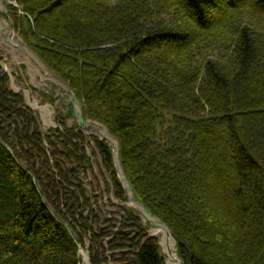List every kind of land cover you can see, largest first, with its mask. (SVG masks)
Here are the masks:
<instances>
[{"label":"trees","instance_id":"trees-1","mask_svg":"<svg viewBox=\"0 0 264 264\" xmlns=\"http://www.w3.org/2000/svg\"><path fill=\"white\" fill-rule=\"evenodd\" d=\"M12 1L23 40L118 139L184 264H264V0ZM57 112L45 130L0 64V264H82L78 243L91 264H167L136 211L103 221L87 146L126 202L113 147Z\"/></svg>","mask_w":264,"mask_h":264},{"label":"rangeland","instance_id":"rangeland-1","mask_svg":"<svg viewBox=\"0 0 264 264\" xmlns=\"http://www.w3.org/2000/svg\"><path fill=\"white\" fill-rule=\"evenodd\" d=\"M12 2L16 3V1ZM7 5L10 4L7 3ZM15 5H17V3ZM9 15H4L3 12H0V20L4 22V24L6 23L8 25H11L12 17ZM12 24V29L0 31V53L3 56V60L0 61V64L10 75V87L15 91H21L23 93L26 104L38 114L41 125L45 130L50 129L51 127H58L59 124L55 121L58 114L57 110L60 109L63 113L67 114L68 105L65 103L63 104L60 98H55V101L53 103L45 99L43 100L41 97V91L52 92L54 94V97L57 93L61 95L63 91H60L57 86H55L48 80L44 82L43 71L39 63L34 61L33 59L29 60L27 58V55L22 54L14 46H11V44L6 41L8 31H11V36L14 35L16 37L22 38L19 31L15 27L13 20ZM74 122L75 120L72 116L67 118V123L69 126H71ZM86 132L90 133L89 131ZM87 151L89 156H92V170L89 169L88 177L84 178L86 188H90L91 182L96 184V180H98L103 193V200L101 201V205H103V211L107 217L113 216L116 213V208L108 203L110 200H112L117 204L119 200H117L114 195H110V193L112 192L107 194L104 190V181H109L110 186L112 185V181L109 174L102 166L101 158L97 150L95 149V145L93 142H91L90 146H87ZM88 193L91 195V192ZM130 209L137 211L133 207H130ZM110 210L115 211L111 212ZM119 217H121L120 214H118V218ZM158 237L160 238V251L164 256L165 254H168V251L166 252V250L162 247L164 236L163 234H159ZM81 258L83 259V256ZM166 263L170 264V258H166Z\"/></svg>","mask_w":264,"mask_h":264},{"label":"water","instance_id":"water-1","mask_svg":"<svg viewBox=\"0 0 264 264\" xmlns=\"http://www.w3.org/2000/svg\"><path fill=\"white\" fill-rule=\"evenodd\" d=\"M6 1H7V3L13 4V5H15L16 3L12 2L10 0H0V12L2 11L6 15H9L8 9L6 6V4H7ZM8 28L9 29L13 28L12 20H11V25L4 24V26H3L0 23V30H4V29H8ZM10 34H11V32L8 31L6 41L8 43H10L11 45H14L15 47L19 48V50L21 52H24V54L29 55L32 59H34V57H36L42 63V65L46 68V71L43 70L44 73H46V75L51 76L50 82L52 84H54L55 86H57L60 90H63V95L61 96L62 102L66 103L68 105V112L75 119V121L78 122V124L83 129L98 132L100 134L101 138L106 139L108 142H110V144H112L115 147L114 158H115L116 166H117V169L119 172V177L122 179L123 184L126 188V192L128 193L129 199L131 201V202H129V205L134 206L141 214H143L147 218V221L150 223L151 228L163 227L166 230V232L172 236L171 229L159 217L154 215L152 213V211L137 197L130 181L128 180V178L124 172V169H123V166L121 163V158H120L119 141L117 140V138L114 137L109 132L107 127L101 125L100 123H98L96 121L86 120L84 113H83V103L78 98V95L75 93V91L68 85V83H66L56 73L51 71L43 63V61L41 60L39 55L36 52H34L33 50H31L30 47L27 45V43L22 38L16 37L14 35L11 36ZM14 40L16 43L14 42ZM53 95L54 94H51V96H53ZM55 97L59 98L60 94L57 93L55 95ZM145 213H148L150 216L154 217L156 219L157 223H156V221L153 220V218L147 217ZM104 219H106V218H104ZM155 235H156V233H154V232L151 233V236H155ZM174 241H175V250H177L176 240L174 239ZM78 250H79V255H83L84 248L80 243H78ZM165 256L167 259L169 258L168 254H165ZM175 257L178 260L179 264H184L177 252L175 254ZM82 264H90L89 255H88V262H86V260L83 259Z\"/></svg>","mask_w":264,"mask_h":264},{"label":"bare ground","instance_id":"bare-ground-1","mask_svg":"<svg viewBox=\"0 0 264 264\" xmlns=\"http://www.w3.org/2000/svg\"><path fill=\"white\" fill-rule=\"evenodd\" d=\"M0 23L4 26V22H2L0 20ZM4 30H6V29H4ZM4 30H0V31H4ZM14 42H15V40H14ZM11 46H14V45H11ZM15 48L19 52H21L19 50V48H17V47H15ZM21 53L24 54V52H21ZM27 58L29 60L32 59L29 55H27ZM33 60L39 63L42 71L43 70L46 71V68L42 65V63L36 57H34ZM44 71H43V76H44V80L43 81L44 82H46V80L50 81L51 76L46 75V73H44ZM145 214H146L147 217L153 218V220L156 221V219L154 217L150 216L148 213H145ZM156 223H157V221H156ZM155 232L158 233V234H163V236H164L163 241H162V247L166 250V252L168 251V254H169L170 258H171L170 259V264H179L178 260L175 258V253H174V251H175V241L172 238V236L169 235L163 227H158V228L156 227L155 228ZM83 257L86 260V262H88L86 252L83 253Z\"/></svg>","mask_w":264,"mask_h":264}]
</instances>
